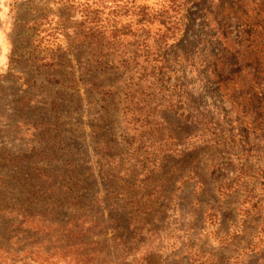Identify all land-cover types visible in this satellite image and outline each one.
Segmentation results:
<instances>
[{
	"label": "rangeland",
	"instance_id": "rangeland-1",
	"mask_svg": "<svg viewBox=\"0 0 264 264\" xmlns=\"http://www.w3.org/2000/svg\"><path fill=\"white\" fill-rule=\"evenodd\" d=\"M0 264H264V0H0Z\"/></svg>",
	"mask_w": 264,
	"mask_h": 264
},
{
	"label": "trees",
	"instance_id": "trees-1",
	"mask_svg": "<svg viewBox=\"0 0 264 264\" xmlns=\"http://www.w3.org/2000/svg\"><path fill=\"white\" fill-rule=\"evenodd\" d=\"M196 3H199V2H196ZM199 5V4H198ZM201 5H202V8L204 9L205 5H206V0H201ZM111 14H113V16L115 15V12H112ZM188 32H189V29L186 28L184 30V32H182L180 34V37L179 38H176L174 37L175 39V44L172 45L173 49H175V52L176 53H181L183 54L184 57H188L190 55H193L196 50H198V48L200 47L199 45H201L200 41L203 42V49L201 50V53H199L201 55V57H203V55H205V57L203 58V60L200 61V64L204 67L203 69H201L202 72L200 73H204L205 76L199 77V81L201 82V93H200V97L201 99L203 100L205 98V95L203 94L204 90H218L219 87H220V83L222 82V79L220 78L219 80H213L212 79V76H210L208 73L209 71V68L211 66L209 60H208V56L210 53H213L215 50L213 49V44L210 42V41H207V40H203L204 38L201 36V37H197L196 40H189L188 38ZM111 39H112V42H117V40H120L121 36L123 35L122 33L120 34L119 31H116V30H113L111 31ZM123 39V38H122ZM168 45V43L165 42V46ZM164 45L163 46H160V48L157 49V51H155V54H157V59L156 60H153L155 63V66H153V74H156L157 71H160L161 70V67H160V64L161 63H165V61H167V57H163V50L162 48L165 47ZM167 49V46L164 48V50ZM200 50V48H199ZM151 51H149L150 53ZM218 52V51H217ZM147 55H148V52H147ZM165 55V54H164ZM218 55V54H217ZM216 56V55H214ZM150 57H153V56H147V58H150ZM235 59V60H234ZM233 60L234 62L231 63L229 65V74H231V72L233 71L234 72V67H238L241 66V63L238 62V60L236 59L235 55L233 57ZM145 70H147V68H145ZM204 70V71H203ZM208 70V71H207ZM159 75V74H157ZM220 77V76H219ZM226 80V79H224ZM215 88H214V87ZM207 94V93H206Z\"/></svg>",
	"mask_w": 264,
	"mask_h": 264
}]
</instances>
